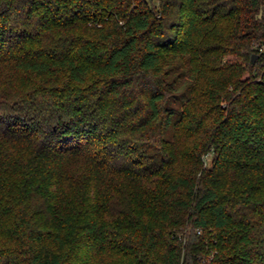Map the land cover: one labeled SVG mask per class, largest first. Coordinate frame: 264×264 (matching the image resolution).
<instances>
[{
	"label": "trees",
	"instance_id": "trees-1",
	"mask_svg": "<svg viewBox=\"0 0 264 264\" xmlns=\"http://www.w3.org/2000/svg\"><path fill=\"white\" fill-rule=\"evenodd\" d=\"M0 264H264V0H0Z\"/></svg>",
	"mask_w": 264,
	"mask_h": 264
},
{
	"label": "rangeland",
	"instance_id": "rangeland-1",
	"mask_svg": "<svg viewBox=\"0 0 264 264\" xmlns=\"http://www.w3.org/2000/svg\"><path fill=\"white\" fill-rule=\"evenodd\" d=\"M211 160H212V155H211V154L207 155V156H206V163H207L208 165H210Z\"/></svg>",
	"mask_w": 264,
	"mask_h": 264
},
{
	"label": "water",
	"instance_id": "water-1",
	"mask_svg": "<svg viewBox=\"0 0 264 264\" xmlns=\"http://www.w3.org/2000/svg\"><path fill=\"white\" fill-rule=\"evenodd\" d=\"M256 56H257L256 54H253V55H252V60H253V61H254V59H255Z\"/></svg>",
	"mask_w": 264,
	"mask_h": 264
}]
</instances>
